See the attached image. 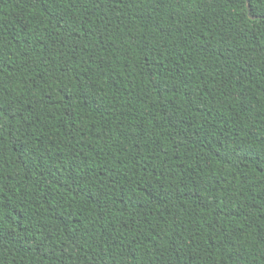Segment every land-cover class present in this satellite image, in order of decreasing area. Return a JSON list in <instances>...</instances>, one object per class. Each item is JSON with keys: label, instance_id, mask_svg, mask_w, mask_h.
<instances>
[{"label": "trees", "instance_id": "obj_1", "mask_svg": "<svg viewBox=\"0 0 264 264\" xmlns=\"http://www.w3.org/2000/svg\"><path fill=\"white\" fill-rule=\"evenodd\" d=\"M0 264H264V0H0Z\"/></svg>", "mask_w": 264, "mask_h": 264}, {"label": "water", "instance_id": "obj_2", "mask_svg": "<svg viewBox=\"0 0 264 264\" xmlns=\"http://www.w3.org/2000/svg\"><path fill=\"white\" fill-rule=\"evenodd\" d=\"M248 11H249V16H250L251 20H257V19H260V17H255V16H253V15L251 14V7H250L249 3H248Z\"/></svg>", "mask_w": 264, "mask_h": 264}]
</instances>
